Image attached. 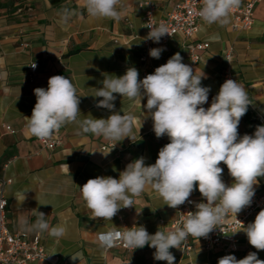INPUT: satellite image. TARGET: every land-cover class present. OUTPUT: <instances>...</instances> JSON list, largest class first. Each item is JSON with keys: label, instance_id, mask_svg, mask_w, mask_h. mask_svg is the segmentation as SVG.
<instances>
[{"label": "crops", "instance_id": "0c3cea01", "mask_svg": "<svg viewBox=\"0 0 264 264\" xmlns=\"http://www.w3.org/2000/svg\"><path fill=\"white\" fill-rule=\"evenodd\" d=\"M145 1L121 0L117 6L121 18L116 20L91 17L84 7V0H0V178L11 180L4 190L8 203L5 212L7 228L11 233L39 234L43 246L56 255L61 264H166V261L155 260V249L147 245L131 252L117 246L106 250L97 236L122 227L130 228L134 223L143 225L149 234L159 228L166 231L175 219V212L148 186L140 196L133 198V207L122 208L121 221L115 217L112 221L91 219V211L80 190L87 180L98 176L118 179L126 165L140 157L145 158L146 165L154 164L159 149L170 141L167 136H155L153 121L143 107L146 97L140 105L138 98L114 94L115 111L133 116L132 139L126 137L116 143L102 136L83 133L78 124L69 123L58 131L61 144L48 150L28 132L26 117L31 116L36 103L34 89L47 88L51 76L69 78L77 94L81 95L78 120L107 119L111 112L96 107L102 98L93 96L97 88L102 87L105 77H119L129 67H135L142 80V69L146 75L152 74L155 68L179 52L182 62L192 67L195 74L202 71L206 74L207 78L201 83L210 87L212 101L220 88L223 54L231 49V71L234 80L247 91L251 101L248 110L264 119V0L255 3L253 25L248 31H233L231 16L226 26L202 21L193 41L207 42L209 47L201 53L198 62H191L183 38L174 36L167 43L153 44L152 48L165 50L159 59L149 55L142 67L139 57L144 39L145 8L141 4ZM152 1L156 18H161L174 2ZM64 8L76 13L67 23H61L58 15ZM33 62L38 63L39 68L29 82L28 67ZM5 125L15 133L5 132ZM238 133L240 136L252 135L242 118ZM222 179L226 185L234 182L224 168ZM254 187L260 188V184ZM189 198L195 203L206 202L198 188ZM137 210H140L139 214ZM39 212L46 215L50 228L65 226L66 234L57 239L47 231L22 230L21 220H27L31 225ZM240 230L235 234L238 249L231 255L242 259L249 252H256L258 258L264 260V250L252 247L246 234ZM225 255L229 254L221 250H194L179 264H217Z\"/></svg>", "mask_w": 264, "mask_h": 264}, {"label": "clouds", "instance_id": "9594fccd", "mask_svg": "<svg viewBox=\"0 0 264 264\" xmlns=\"http://www.w3.org/2000/svg\"><path fill=\"white\" fill-rule=\"evenodd\" d=\"M241 3L242 0H202L198 15L209 25L226 26L232 11ZM120 4L121 0H84L87 13L94 18L119 20L121 13L117 6ZM58 15L61 23H67L76 13L64 8ZM143 27L150 29L144 39L154 43H159L165 35L171 36L163 22L158 25L148 22ZM164 50L152 48L149 55L159 59ZM182 59L179 52L175 53L142 80L135 67H129L122 76L105 77L102 87L97 88L93 96L102 98L96 107L111 112L107 119L78 120L81 95L63 75L51 76L47 88L34 89L36 103L31 116L26 117L28 132L42 141L51 138L62 126L76 123L83 133L117 143L126 137L132 139L133 116L115 111L114 94L138 98L140 105L146 97L143 107L153 121L155 136H167L170 142L159 149L154 164L146 165L144 157L137 158L126 165L118 179L98 176L87 180L80 190L91 211V219L112 221L121 208L133 207V198L140 196L148 186L173 209L186 202L194 203L189 197L198 188L206 202L195 203V211L187 212L180 228L167 231L159 228L149 234L143 225L134 223L130 228L124 227V231L110 230L98 235L102 247L123 243L135 250L147 245L155 249V260L167 264H175L171 248H180L189 236L208 238L227 214L236 216L250 206L255 195L254 186L258 185V178L264 177V125H258L252 135L238 133L241 118L251 104L244 86L233 79L225 80L210 107L205 108L210 87L202 86L201 81L207 78L206 74L203 71L195 74ZM29 66L35 69L37 64ZM221 163L234 178L231 185H226L222 179ZM139 212L137 210V214ZM45 216L39 212L33 224L21 220L20 227L26 231H47L54 238H62L66 227L50 228ZM240 231L246 234L252 247L264 250V209ZM217 264H264V260H260L256 252H249L242 259L225 255Z\"/></svg>", "mask_w": 264, "mask_h": 264}, {"label": "built area", "instance_id": "2783aa9c", "mask_svg": "<svg viewBox=\"0 0 264 264\" xmlns=\"http://www.w3.org/2000/svg\"><path fill=\"white\" fill-rule=\"evenodd\" d=\"M259 1L261 0H242L240 7L232 11L230 16L232 18L231 29L233 31L245 32L251 29L254 21L253 7L255 3ZM201 5L202 0H174L167 12L161 18H156L154 15L155 5L152 0H147L141 4V6L145 8L143 13V26L148 22H151L154 25H158L161 22L165 23L169 28L171 36L165 35L161 38L159 43H167L174 36H181L185 42V48L189 54L191 62L196 63L201 59V53L206 51L209 47L207 42L193 41L194 36L199 31L200 23L203 21L198 15ZM143 30L145 38L150 29L143 27ZM153 44H155L153 41L143 39L142 51L139 57L142 67L149 56V50L152 49ZM223 60L224 66L219 75L220 86L227 79L234 80L231 71V64L233 61L231 49L225 50ZM36 64L37 67L35 69L30 66L28 67L29 82L32 81L39 68V64ZM142 76H146V72L143 69ZM210 101L211 98L209 97L208 102L203 106L208 108ZM258 119L261 125H264V119L259 117ZM3 130L9 134L15 133V130L8 125L3 126ZM39 141L48 150H53L61 144L58 132L49 139L43 141L39 139ZM220 167L224 168L228 178L234 181V178L228 173L227 166L221 163ZM10 183V179L0 178V264H30L35 262L61 264L60 259L56 255L51 254L43 246L42 238L39 234L29 236L25 232L11 233L8 230L5 213L8 203L4 190ZM189 200L194 202L191 198H189ZM261 209H264V184H260V188H255V195L250 206L245 207L236 216L231 213L227 214L218 227L209 234L208 238L201 237L198 239L189 236L187 240L180 245V248H171L170 252L175 257V264H179L180 260L189 257L194 250H201L204 252L221 250L225 254L236 252L238 249V240L235 234L240 229L244 228V226H247L250 218ZM121 211L122 208L118 211L116 216H114L119 221H121ZM189 211H195V202H186L174 209L175 219L170 222L167 230H174L182 227L183 219L186 218L187 212ZM160 223L162 224V221H160ZM124 230L126 229L122 227L121 230L117 231ZM116 246L122 248L125 252L133 251V249L125 247L123 243H118L112 247H104V249L107 250Z\"/></svg>", "mask_w": 264, "mask_h": 264}, {"label": "trees", "instance_id": "16d2710c", "mask_svg": "<svg viewBox=\"0 0 264 264\" xmlns=\"http://www.w3.org/2000/svg\"><path fill=\"white\" fill-rule=\"evenodd\" d=\"M243 122L247 125V127L253 131H255L256 127L258 125H261L258 117L251 113L249 110H247L246 114L242 117ZM259 184H264V177L258 178Z\"/></svg>", "mask_w": 264, "mask_h": 264}, {"label": "rangeland", "instance_id": "374dc122", "mask_svg": "<svg viewBox=\"0 0 264 264\" xmlns=\"http://www.w3.org/2000/svg\"><path fill=\"white\" fill-rule=\"evenodd\" d=\"M251 131V130H250ZM252 132V134H253V131H251Z\"/></svg>", "mask_w": 264, "mask_h": 264}]
</instances>
